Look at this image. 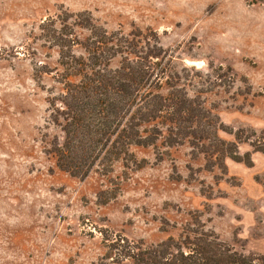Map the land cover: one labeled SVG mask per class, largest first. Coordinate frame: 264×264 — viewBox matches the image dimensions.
Masks as SVG:
<instances>
[{"label": "rangeland", "instance_id": "1", "mask_svg": "<svg viewBox=\"0 0 264 264\" xmlns=\"http://www.w3.org/2000/svg\"><path fill=\"white\" fill-rule=\"evenodd\" d=\"M75 13L156 31L237 155L211 162L186 142L158 144L132 148L139 168L59 169L47 150L61 68L39 25ZM192 221L264 256V0H0V264H93L106 237L156 243Z\"/></svg>", "mask_w": 264, "mask_h": 264}, {"label": "trees", "instance_id": "2", "mask_svg": "<svg viewBox=\"0 0 264 264\" xmlns=\"http://www.w3.org/2000/svg\"><path fill=\"white\" fill-rule=\"evenodd\" d=\"M39 28L57 47L61 68V89L49 101V120L59 134L47 150L59 169L83 178L95 168L111 171L118 160L139 168L143 163L132 148L158 144L186 142L211 162L237 155V143L219 137L222 123L202 90L189 91L191 68L174 62L153 29L108 31L82 13L48 17ZM106 239L105 253L93 264H264V256L237 251L200 221L186 222L177 235L156 243Z\"/></svg>", "mask_w": 264, "mask_h": 264}]
</instances>
